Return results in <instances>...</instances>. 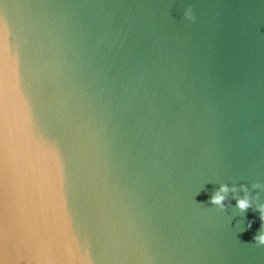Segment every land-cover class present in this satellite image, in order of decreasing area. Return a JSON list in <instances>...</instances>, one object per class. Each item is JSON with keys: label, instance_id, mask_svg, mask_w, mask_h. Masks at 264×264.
I'll list each match as a JSON object with an SVG mask.
<instances>
[{"label": "water", "instance_id": "water-1", "mask_svg": "<svg viewBox=\"0 0 264 264\" xmlns=\"http://www.w3.org/2000/svg\"><path fill=\"white\" fill-rule=\"evenodd\" d=\"M0 137V264H264V0H0Z\"/></svg>", "mask_w": 264, "mask_h": 264}, {"label": "clouds", "instance_id": "clouds-1", "mask_svg": "<svg viewBox=\"0 0 264 264\" xmlns=\"http://www.w3.org/2000/svg\"><path fill=\"white\" fill-rule=\"evenodd\" d=\"M184 16L186 18L187 21L189 22H194L196 20V16L193 12V8L191 5H189L186 9V11L184 12ZM257 187H259V185H256ZM235 191V189H229V187L227 185H223L221 186L219 192L216 193V195H214L212 197V203L215 205H220L221 207L224 206V201L226 200L227 196L226 194L229 191ZM237 206L243 211V210H247L249 207L252 206L251 204V200L250 199H239L237 201ZM260 212H261V221L264 222V206H260ZM262 228H264V223H262ZM249 227H251V224H249ZM254 240L256 242L257 245L259 246H264V231L260 232V234L256 235L254 237Z\"/></svg>", "mask_w": 264, "mask_h": 264}, {"label": "snow or ice", "instance_id": "snow-or-ice-1", "mask_svg": "<svg viewBox=\"0 0 264 264\" xmlns=\"http://www.w3.org/2000/svg\"><path fill=\"white\" fill-rule=\"evenodd\" d=\"M0 139H2V137H0Z\"/></svg>", "mask_w": 264, "mask_h": 264}]
</instances>
